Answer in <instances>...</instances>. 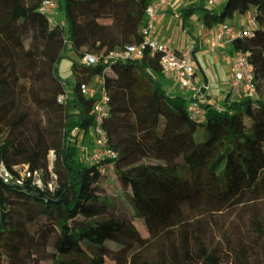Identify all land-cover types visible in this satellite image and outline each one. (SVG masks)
I'll return each instance as SVG.
<instances>
[{
    "label": "trees",
    "instance_id": "16d2710c",
    "mask_svg": "<svg viewBox=\"0 0 264 264\" xmlns=\"http://www.w3.org/2000/svg\"><path fill=\"white\" fill-rule=\"evenodd\" d=\"M42 1L0 0V163L27 164L44 182L0 178V264L16 261L8 236L25 239L18 264H247L244 253L224 261L230 254L211 246L212 220L264 200V0L181 9L193 37L194 15L210 29L249 11L258 21L231 52L251 53L259 96L230 90L222 109L201 101L204 118L174 104L192 98L166 89L160 54L111 56L144 41L153 0H59L64 22L52 25ZM70 49L74 82L59 74ZM88 54L98 61L83 62ZM97 78L110 96L104 127L119 156L87 163L77 144L94 127L95 98L81 85ZM43 149L55 150L54 162Z\"/></svg>",
    "mask_w": 264,
    "mask_h": 264
},
{
    "label": "built area",
    "instance_id": "2783aa9c",
    "mask_svg": "<svg viewBox=\"0 0 264 264\" xmlns=\"http://www.w3.org/2000/svg\"><path fill=\"white\" fill-rule=\"evenodd\" d=\"M176 0H153L147 8L148 25L144 30L145 38L142 43L131 44L124 48L116 49L111 53L116 59H138L145 55L147 49L153 53L160 54V62L163 70L172 77L176 83L187 90L192 100L187 110L200 118L205 117V111L201 107V91L203 78L198 73L195 51L192 46H171L169 43L161 40L158 35V21L164 11L174 5ZM224 0H205L206 6L218 8L222 6ZM59 8V0H43L39 10L47 15L50 24H55L56 11ZM179 17V13L176 14ZM249 24V29L241 30L230 23L218 25L215 29L213 41L216 46L222 47L225 44H232L236 37L252 35L258 21L253 11L245 14ZM98 61V57L88 54L83 58V62L88 65ZM230 89L235 97H258L259 91L255 84V64L251 60L249 51L237 50L232 53L231 61V79ZM82 92L91 98H95L93 113L95 124L91 132L95 134V147L93 161L105 158H118L119 153L110 145L108 133L104 127V121L110 116V96L107 94L103 80L97 78L91 83L81 85ZM67 95H61L60 100L64 101ZM217 105V104H216ZM220 109L221 106L217 105ZM17 173V174H15ZM0 178L5 182L11 183L14 180L21 182L24 178H32L33 182L39 187H44L42 172L31 170L29 165H17L15 170L9 167L5 162L0 163ZM53 190V185L50 184ZM2 207L0 204V218Z\"/></svg>",
    "mask_w": 264,
    "mask_h": 264
},
{
    "label": "rangeland",
    "instance_id": "374dc122",
    "mask_svg": "<svg viewBox=\"0 0 264 264\" xmlns=\"http://www.w3.org/2000/svg\"><path fill=\"white\" fill-rule=\"evenodd\" d=\"M191 3L192 0H183L181 4L176 7V11H178L180 14L181 9L190 5ZM168 12L173 13L174 8L170 9ZM55 15L58 20L64 22V16L59 8L57 9ZM178 22L179 21L176 19V21L170 26V30H167L166 27H159L158 24L157 26L160 28L159 30L166 31L172 38L173 42L183 43L185 39V43H191V45H193L194 38L184 30L182 22ZM228 23L232 24L234 27L239 26L237 24L231 23L230 21ZM190 27L192 28L193 33L196 35H201L205 30V27L201 24L198 15L193 16ZM199 40L200 37L197 39V41ZM65 54L67 55L61 59L59 65V74L66 81L74 82V74L72 71L73 60L69 56L72 55L71 49ZM201 74L204 79V74L202 71ZM169 77L170 76L168 75L163 79L164 83L168 84ZM183 90L184 92L187 91L185 89ZM68 92H71V88H68ZM169 93L172 96L178 95L175 89H169ZM217 105L223 106L224 103L219 102ZM94 147L95 134L93 132H89L87 134L81 133L79 135L77 151L78 157L81 160L91 163L93 160ZM42 151L47 155L51 163L54 162L56 158V152L54 149H43ZM17 159L19 158L17 157ZM110 175L111 178L114 177V174L110 173ZM54 187L55 186H53V188ZM212 221H214L213 234L215 237L211 242V246L217 247L218 252L220 253L230 254L229 258H223L224 261L227 259L230 261V259H233L236 253H244L247 264H264V235H260L259 232L260 230L264 232V200L258 201L252 206L240 209L239 213L237 212L236 215H234L233 212L228 213L227 211H216L214 213V220ZM29 228V230L33 232L36 226H29ZM6 241L9 243L7 249L16 259L15 264H18L23 260L20 253L18 252V249L27 247L25 239L23 237L8 236ZM132 251V245H129L127 248H125V250H122V260H128ZM34 264H48V261L44 259H36Z\"/></svg>",
    "mask_w": 264,
    "mask_h": 264
},
{
    "label": "crops",
    "instance_id": "0c3cea01",
    "mask_svg": "<svg viewBox=\"0 0 264 264\" xmlns=\"http://www.w3.org/2000/svg\"><path fill=\"white\" fill-rule=\"evenodd\" d=\"M182 1L183 0H176L172 7L164 11V13L162 14V16L158 21L159 27L161 26L164 28L166 27L167 30H170L171 29L170 26L172 25V23L176 21V19L179 21L178 23L182 22L181 19L176 16V14L178 13V11H176L177 10L176 7H178ZM197 1L198 0H192V3ZM172 8H174V12L173 13L168 12ZM192 18L190 19V23ZM230 22L239 25L238 27H236L238 29L239 28L242 30L249 29V24L247 21V17L245 15L238 16L237 18H235ZM159 27L157 31L161 40L169 43L171 46H192L194 48L196 54L195 59H196L198 73L202 76L201 74L202 71L204 74L203 84H205V77L208 78V82H209L208 85L205 84L206 86L205 88L203 87L202 84L200 100L202 102L208 101L215 104L219 102L225 103L228 92L231 90L230 79H231L232 44H225L222 47L216 46L214 44L213 36L217 26L211 29L205 28V30L202 32L201 35L194 34L195 37L192 36L194 38L193 45H191V43H185V39L183 43L173 42L170 35L166 31L159 30L160 29ZM199 37L200 40L197 41ZM74 80H75V76H74ZM169 81L168 84L164 83L163 81V84L168 91L169 89H175L178 95L189 99L191 98L188 91L184 92L183 88H181L172 77H169ZM173 102L178 108L186 109L191 104V99L188 101L176 99Z\"/></svg>",
    "mask_w": 264,
    "mask_h": 264
},
{
    "label": "water",
    "instance_id": "95a60500",
    "mask_svg": "<svg viewBox=\"0 0 264 264\" xmlns=\"http://www.w3.org/2000/svg\"><path fill=\"white\" fill-rule=\"evenodd\" d=\"M205 84H206V85L209 84V82H208V78H207V77H205Z\"/></svg>",
    "mask_w": 264,
    "mask_h": 264
}]
</instances>
